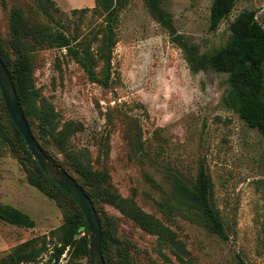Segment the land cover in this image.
I'll use <instances>...</instances> for the list:
<instances>
[{
  "label": "rangeland",
  "instance_id": "374dc122",
  "mask_svg": "<svg viewBox=\"0 0 264 264\" xmlns=\"http://www.w3.org/2000/svg\"><path fill=\"white\" fill-rule=\"evenodd\" d=\"M52 1L61 11H54V20L38 0H0V43L11 59L18 57L15 10L28 24L86 37L98 50L105 13L96 0ZM213 1L161 0V19L146 0H122L108 88L91 82L67 49L21 44L32 72L33 121L48 110L56 132L69 134L78 161L106 175L108 193L118 194L117 203L105 196L98 204L113 237L112 264H264V135L227 106L229 74L212 67L194 72L177 42L213 54L226 46L231 23L244 11L255 10L264 27V0H237L211 31ZM26 165L0 99V203L36 221L23 228L0 220V264L51 263L53 233L65 223V208L30 182ZM201 166L212 178L227 239L194 212L167 206L171 175L193 182ZM145 215L164 227L166 237L133 219ZM70 257L67 250L60 264ZM79 263L88 264V258Z\"/></svg>",
  "mask_w": 264,
  "mask_h": 264
},
{
  "label": "trees",
  "instance_id": "16d2710c",
  "mask_svg": "<svg viewBox=\"0 0 264 264\" xmlns=\"http://www.w3.org/2000/svg\"><path fill=\"white\" fill-rule=\"evenodd\" d=\"M146 1L154 14L165 19V13L160 6L161 0ZM236 1H213L210 15L211 31H216L222 21L229 17ZM121 2L122 0H96L99 9L105 13V25L102 28V37L96 52L92 47L93 40L88 41L86 37L80 36L71 37L64 32L54 31L41 23L28 24L18 10L13 12L11 20L13 42L18 57L11 59L2 51L0 43V57L12 77L21 109L33 136L40 143L46 155L77 180L97 210L102 230V252L106 264H112L110 247L113 237L100 215L98 204L103 202L105 196L110 197L113 203H117L118 194L108 193L109 186L106 175L78 161L69 148V134L66 131L59 134L56 132L54 116L48 110L38 113L37 119L33 121L30 113L32 72L29 61L22 55L24 52L21 44L30 42L40 47L67 49L68 55L82 67L91 82L108 88L112 75L113 52L118 42L116 26ZM38 6L50 20L55 19L54 11L61 13L52 0H38ZM230 30L231 36L226 46L209 55H200L195 46L183 40L177 42L185 50L188 62L194 72L205 71L212 67L218 72L229 74L230 90L225 98L227 106L238 113L249 127L258 129L264 135V27L257 19V12L247 10L231 23ZM100 64L102 68L98 72L97 68ZM0 99L9 125L22 149L24 160L27 162L26 166L30 169V182L54 199L60 207L65 208V223L53 233L56 243L53 246L49 264H60L67 250L71 252L67 264H80L79 260L83 256L87 257L88 264H91L89 226L84 213L70 194L51 180L34 160L21 132L8 114L1 90ZM35 129L43 135L47 145L55 153L48 149L49 146L46 147V143L40 139V135L36 133ZM57 156H61L63 161H60ZM71 170L77 177L72 174ZM170 178L172 200L167 201L170 210L194 212L207 229L227 239L226 226L215 204L214 184L207 168L201 166L193 182H187L176 175H171ZM133 219L138 220L145 228L151 226L153 232L158 233L160 238L166 237L164 227L151 217L147 215L144 217L133 216ZM0 220L23 228L36 226V221L28 213L9 204L0 203ZM82 233L85 235L81 236ZM123 251L127 250L124 248ZM22 260L29 262V259L26 258Z\"/></svg>",
  "mask_w": 264,
  "mask_h": 264
},
{
  "label": "water",
  "instance_id": "95a60500",
  "mask_svg": "<svg viewBox=\"0 0 264 264\" xmlns=\"http://www.w3.org/2000/svg\"><path fill=\"white\" fill-rule=\"evenodd\" d=\"M0 90L8 114L21 132L28 151L38 163L43 172L77 202L80 206L89 226V250L91 264H106L102 252V230L97 210L83 187L66 170L53 162L44 152L40 143L33 136L21 109L19 97L12 77L0 57Z\"/></svg>",
  "mask_w": 264,
  "mask_h": 264
}]
</instances>
